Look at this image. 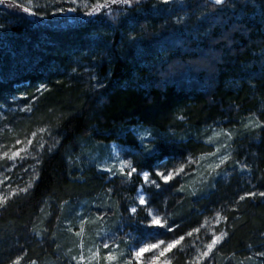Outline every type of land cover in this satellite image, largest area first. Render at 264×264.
Returning <instances> with one entry per match:
<instances>
[{"label": "trees", "instance_id": "trees-1", "mask_svg": "<svg viewBox=\"0 0 264 264\" xmlns=\"http://www.w3.org/2000/svg\"><path fill=\"white\" fill-rule=\"evenodd\" d=\"M10 3L0 5V24L4 25L0 29V77L4 78H0V105L32 103L34 110L26 126L58 122L53 135L61 143L52 153L44 151L39 179L29 193L13 197L0 208V264L18 255L24 257L21 264L33 259L37 264H70L68 249L73 238L67 228L75 202L85 203L96 196L117 222L128 217L122 207L127 189L122 186H130L128 191L133 193L140 178L134 175L129 183L96 176L85 167L88 151L84 145L92 150L113 142L139 152V142L129 131L139 125L154 133L174 131L178 137H190L186 144L166 150L176 159L189 152L197 156L212 151V146L203 143L208 126L237 130L229 151L233 160L247 168L241 172L235 164L225 166L215 188L209 181L196 196L168 188L175 199L169 202L168 226H180L171 234L174 237L204 224L202 232L219 210L228 220L217 227L229 236L207 264H264V258L254 255L264 251V198L238 202L245 192L264 191V128L245 130L241 123L253 115L264 122V23L247 14L236 18L228 8L214 15L219 6L210 0H190L179 12L202 5L211 10L205 33L195 36L175 26L176 15L154 12L158 0H143L139 11L133 9L114 24L103 17L101 23L84 16V10L29 16L9 7ZM62 6L73 7L70 2ZM65 13L69 18L59 19ZM129 34L143 39L130 44ZM170 65L175 69L172 73ZM93 75L102 88L92 89ZM41 84L48 89L42 96L37 93ZM33 95L38 96L36 101H31ZM180 115L184 121L176 118ZM69 157L74 163H69ZM140 159L133 156L134 164ZM17 174L12 171L9 178ZM62 202H67L63 209ZM198 235L186 237L177 248L196 252ZM120 241L125 248L126 242ZM177 248L170 264H185ZM248 256L253 260H246Z\"/></svg>", "mask_w": 264, "mask_h": 264}, {"label": "snow or ice", "instance_id": "snow-or-ice-1", "mask_svg": "<svg viewBox=\"0 0 264 264\" xmlns=\"http://www.w3.org/2000/svg\"><path fill=\"white\" fill-rule=\"evenodd\" d=\"M7 2V0H0V5H3ZM55 13L62 12H72L75 13L78 11V7H63V3L69 2V0H53ZM213 6H219L216 9L214 15H219L223 12L228 6H231L232 0H210ZM70 3L73 5H77V0H70ZM143 3V0H96L95 3L83 2V15L87 17H96L101 23H103V18L111 21L113 24L122 16L129 14L133 9L139 11L140 6ZM159 3L165 6L174 4V3H183V0H159ZM9 7H13L19 9L23 13L29 16L37 15V11H34L31 6V0H27V3H18L17 0H11V3L8 5ZM115 6V7H114ZM38 7V6H37ZM154 10L161 11V9H156L154 6ZM175 9H167L169 13L174 11ZM177 24L183 22V17L178 18L175 21ZM4 28L3 24H0V29ZM151 36H158V33H151ZM128 42L130 44H138L139 40L143 39V36L137 37L135 35L129 34ZM174 66H169L168 72L172 73L174 71ZM75 71V69H73ZM92 81H95L91 85L93 90L98 88H102L103 85L99 82L97 76L93 75L90 77ZM45 91H48L46 85L41 84L37 88V93L41 96ZM15 99V98H14ZM38 96L33 95L31 97V101H36ZM3 106L0 105V108ZM33 105L29 103L23 108H19L20 112H33ZM9 111H16V109H9ZM53 110L49 109L51 113ZM63 114H61L62 116ZM180 121H184L185 117L180 115L176 117ZM0 119H4L3 114L0 113ZM59 117L57 118V121ZM215 123V122H214ZM222 123V122H221ZM242 127L245 130L255 129V128H264V122L260 121L253 115L248 118L247 123H243L241 121ZM60 127L59 123H45L44 126L37 127L34 131H31L30 135L25 136L23 140L17 138L15 139V144L12 146H7L5 144H0V185H4L7 189L6 193H0V208H3L7 205L8 201L13 197L19 196L21 193H29V190L34 187L35 182L39 179V167L42 164L43 153L46 150L47 153H52L56 150L57 146L61 143L60 139L53 135V129ZM129 131L135 134V138L139 142V147L141 151L136 152L132 149H126L122 145H113V150L110 153V161L111 163L97 164L96 167L99 172L107 173L109 178L116 177L117 175L121 177H127L128 181L131 182L134 175L139 177L143 182L141 187L136 189L137 198L132 201L131 207L126 209L130 215L128 217H123L124 223L121 225V230L124 226H127V221L135 217V223L138 226L136 231L143 234L144 231H151L153 229L164 230L163 233L157 232V234H174L178 229L179 225H175L174 227L167 226V220L162 219L160 215H158L159 209L150 207L149 205L152 203L154 199V193L152 189L163 190L162 185L172 186V182L176 181L177 178L184 179L185 177H192L196 174V170L193 166H196V169L203 168V171L199 173V183L204 185L208 184L209 181H212L211 187L215 188V179L223 175L221 169L225 168V166H231L235 164L239 167L240 171L243 172L247 165L242 164L238 160L232 159V145L231 142L234 139V136L237 134V130L235 129H223L221 128L219 131L215 127L208 126L203 130V133L206 135V139H204L203 143L208 146H214V150L209 152H202L197 156H193L191 152H189L186 156H183L182 159H176L174 156H170L166 154V150L172 147H176L182 144H186L190 137L188 136H177L174 131H169L167 134L154 133L152 129L144 128L143 125H139L136 128L130 129ZM8 132L12 133L13 129L9 127L7 123L3 124V127H0V133ZM208 133H211L208 135ZM51 139L53 143L48 144V140ZM199 140V136H197ZM223 140V143L220 141ZM83 147V146H82ZM33 150L35 154H33ZM133 155L139 156L141 159L136 161L135 166L132 159H124L123 156ZM31 158L33 163L28 164V160ZM90 160H95L96 157L91 156L90 154L87 156ZM176 159V162L173 163V160ZM11 163V167H8V163ZM69 163H74L71 157H69ZM171 163V167H167V165ZM13 168H18L23 173L27 174L29 169L32 170V175L29 181L25 184L24 187H17L16 189H12L10 183H6L9 181V175L6 173H11ZM235 171V168H233ZM155 176L158 178L153 179ZM202 189H196L193 187L191 189V195L196 196L198 191ZM111 192V189L108 190ZM176 192L184 193L185 185L181 184L179 188L175 189ZM147 193V194H146ZM264 198V191L254 192L249 191L245 192L243 195L238 197L239 201H244L248 198L255 197ZM67 202H62L60 208L63 209ZM99 209V205L97 206ZM143 209L144 215L139 216L138 210ZM43 211V209H42ZM48 215H51L50 213ZM80 214L77 213V216ZM104 218V214L101 213L95 217V220H101ZM214 220L218 225L221 221H227L228 217L221 215V212L218 210L214 213ZM59 220V217H57ZM95 220H89L87 218L79 220V230L73 233L74 236L82 238L85 234V225L89 223L95 222ZM145 221H148L145 224ZM207 222V220L205 221ZM174 223V222H173ZM204 227V224H201L200 227H196L186 232L183 235H179L175 239H171L166 241L160 240L156 243L152 244H144L139 248H135L133 245V251L131 252L132 258L135 260V264H170L169 259L167 258V254L171 253L173 249H176L178 246L185 241L186 237L191 238L194 234H198L201 232V229ZM35 231V229H33ZM46 231V230H45ZM68 232H73L71 226L67 228ZM35 234L37 236L41 235L39 231H36ZM55 235V234H53ZM97 237L100 238L99 242L95 244V250L92 248L88 249V254L85 255L84 252V241L80 240V243L76 245L80 249L78 255L71 256V260L75 261V264H100V247L102 245L103 249H109L110 244L108 240L110 238H114L110 230H101L97 232ZM229 236L228 231L220 230L219 234L215 230L211 232V239L209 242L203 245V250L199 247H196V255L193 256L190 260L187 261V264H207V260L211 258V254L219 245L222 244L223 241ZM264 236V234H262ZM199 239V236L196 237ZM195 247V244L193 245ZM59 248V245H57ZM112 247H116L115 244ZM251 248V245H249ZM72 249H68V253H71ZM150 254V255H146ZM256 257L264 258V251L256 252L254 254ZM24 257L18 255L15 259L9 260L8 264H21V261ZM133 259H128L124 261V264H133ZM103 260L106 264H113V262L117 261V253L113 251H108L104 256ZM246 260L252 261L253 256L246 257ZM29 264H37V260L33 259L29 261ZM239 264H245L244 261H240Z\"/></svg>", "mask_w": 264, "mask_h": 264}, {"label": "rangeland", "instance_id": "rangeland-1", "mask_svg": "<svg viewBox=\"0 0 264 264\" xmlns=\"http://www.w3.org/2000/svg\"><path fill=\"white\" fill-rule=\"evenodd\" d=\"M20 3H27V0H18ZM96 0H77V5H73V7H78V11L77 13L82 12L83 10V2H93ZM190 0H183V3H174L168 6L162 5L158 3L155 6L156 9H161V11H156L154 10V7H152V10L154 12H156L157 14H161L162 16H167V15H176L174 17V24L175 26L184 33H189V34H193L194 36L196 34H204L206 31V21L207 18L209 17V15L211 14V10L208 9V7L206 5H202L200 7H198L197 9H193L192 11H186V10H182V13H179L181 11V9H184L188 4H189ZM245 5H241L238 4L236 0L232 1L231 6H228L227 8L230 10V12H232L234 14V16L236 18H240L243 15L247 14L250 18H255L258 17V21H261V23H264V0H245ZM70 2V0H69ZM31 6L33 7L34 11H37V13L41 14V15H47L48 13H52L55 11V7H54V2L53 0H31ZM38 6V7H37ZM175 9L174 11H172L171 13H169V11H167V9ZM263 10V13H262ZM66 14V13H65ZM63 14V15H65ZM63 15H61L59 17L62 19H68L69 15L66 14L67 17H64ZM183 17V22L180 24H177L175 21L180 18ZM65 20H62L61 22H65ZM210 58L212 59L213 56H210ZM1 79H4L2 77H0ZM15 98V97H13ZM12 99V98H11ZM16 99V98H15ZM14 99V100H15ZM18 103V102H17ZM28 104H24V105H20V104H16L15 105H11L9 106H5L2 105L3 107L0 108V113L3 114L4 119H0V127H3L4 123H7L9 125L10 128L13 129L12 133H8V132H3L0 133V144H5L7 146H12L15 144V139L19 138L21 140H23L25 138V136L30 135L31 131H34L37 127H41V124H34L31 125L29 127L26 126V119L28 118V116H31V113H27V112H20L18 111L19 108H23ZM9 109H16V111H9ZM39 125V126H38ZM44 126V124H43ZM136 128V127H135ZM147 128V127H144ZM217 131H219L217 129ZM211 134V133H210ZM209 134V135H210ZM45 139H48V137H45ZM220 143H223V140L220 141ZM116 143H110V144H106V145H99L98 147L93 148L92 150H90L91 146L89 145H84V148L86 149L87 155L85 156V167L92 168L94 170V174L96 176H101L106 178V180L112 179V178H121V179H125L124 181H128L127 177H121L119 175H117L116 177H112L109 178L107 173H101L98 171L96 165L97 164H104L106 165L107 163H111L109 157H110V153L113 150V145ZM117 145V144H116ZM126 149H132L136 152H138V150L133 147H128V146H123ZM212 150H214V146H212ZM33 154H35V151L33 150ZM94 156L96 157L95 160H90L87 158L88 155ZM124 159H132L133 160V155H126L123 156ZM28 164L33 163V161L31 160V158H29ZM135 166V164H134ZM8 167H11V163H8ZM170 167V166H167ZM193 168L196 170V174L192 177H185L184 179H180L177 178L176 181L172 182V186H166L163 185L162 182H160L158 180L157 177L153 176V179H157L158 182L161 183L162 185V191L161 190H156V189H152V192L154 193V199L152 201V203L149 205L150 207L159 209L158 211V215H160L162 217V219H166L167 220V226H168V208H169V202L175 200L174 196L168 191H166L168 188H179L180 185L183 182L187 183V186H185V192H191V189L193 187H195L196 189H203L205 186L200 184L199 181V173L203 171V168H199L196 169V166L194 165ZM12 171H18V174L13 177L10 178L8 182L6 183H10L12 189H14L15 187H23L25 186V184L29 181V178L32 175V170L29 169V172L27 174L23 173L22 171H20L18 168H13ZM7 175L10 176L11 173H6ZM222 176L217 177L215 180H220ZM0 179H2V177H0ZM123 182V180H122ZM142 181L140 183L139 186L136 187L139 188L142 185ZM14 184V185H12ZM23 185V186H22ZM123 188H125V190L127 189L126 193L124 194V199H123V203H122V207H124L125 209H127L128 207L133 206L132 205V201L136 200L137 198V192L136 189L135 191L129 192L128 188L130 186H122ZM7 189L5 188L4 185H0V193H6ZM178 193V192H177ZM147 194V193H146ZM181 194V193H180ZM98 197H92L90 198L88 201H86L85 203H83V201H78L75 202V206L76 208L74 209L75 213L73 214V219L72 222L70 223L69 226L72 227L73 232H68V235L71 236V238H73L72 240V246H71V253L70 255H78L80 252V249L78 247H76V245H78L80 243V240L83 239L84 241V252L85 255L88 254V249L92 248L93 250H95V244H97L100 240L99 237H97V232H100L101 230H110L112 233V236L114 238H110L108 240L109 244H110V248L109 249H103L102 245L100 247V264H106V262L103 260V256L108 252V251H113L117 253V261L113 262V264H124L125 260L128 259H133L131 256V252L134 250L133 249V245L135 246V248H139L141 246H143L144 244H152V243H156L157 241L163 240V241H168L171 239H175L176 237H174L173 235L170 234H157V232L163 233L164 230H158V229H153L150 232L149 231H144L143 234H141L140 232L136 231L137 229V225L135 223V217H133L132 221H127V226H124L121 230V225L124 223V220H120V221H116L115 219L112 218V214L110 213V211L107 210L106 207H101V204L98 202ZM100 206L99 209L97 206ZM210 210V208H209ZM204 213L206 211H203ZM202 212V213H203ZM77 213H79L80 215L77 216ZM101 213L104 214V218L101 220H95V217L97 215H100ZM145 213L143 211V209H139L138 210V215L139 216H143ZM130 215V214H129ZM87 218L89 220H95V222L93 223H89L85 225V234L82 238L76 237L73 235V233L75 231L79 230V220L80 219H84ZM214 222L210 225L207 226L205 228V230H203L202 232H200L199 239H197L198 244L196 245V247H199L201 250H203V245L206 244L207 242H209V240L211 239V232L213 230H215L217 232V234H219V229L217 227V224L215 222L214 219H212ZM148 221H145V224H147ZM206 224V223H205ZM133 226V230L129 229L131 228L130 226ZM172 236L174 238H172ZM178 237V236H177ZM120 240H124L127 244V246L125 248H122L123 246L121 245V241ZM115 244L116 247H112V245ZM174 250V249H173ZM177 252L181 253L185 259V264H187V261L190 260L193 256L196 255V252L193 251L192 253H188L187 252V247H179V249L177 248ZM176 253V249L175 251H172L171 253L167 254V258L169 259V261L171 262L173 259L174 254ZM146 255H150V254H146ZM70 264H75V261H72L70 258ZM133 264H135V260L133 259Z\"/></svg>", "mask_w": 264, "mask_h": 264}]
</instances>
